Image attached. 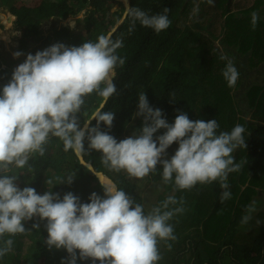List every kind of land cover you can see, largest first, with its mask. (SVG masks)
<instances>
[{
	"label": "trees",
	"instance_id": "1",
	"mask_svg": "<svg viewBox=\"0 0 264 264\" xmlns=\"http://www.w3.org/2000/svg\"><path fill=\"white\" fill-rule=\"evenodd\" d=\"M20 1L0 0V9L15 17L16 30L22 36L20 50L26 52L33 47L32 55L56 43L78 47L87 41L96 42L117 27L111 40L122 41L116 55L125 63L115 69L117 91L103 108L114 113L112 127L108 129L101 122L100 130L118 142L138 134L143 126V118L135 115L142 92L149 106L160 109L169 124L183 112L193 121L216 119L218 133L230 132L237 124L245 128L246 147L232 153L241 168L228 174L231 198L224 202L220 198L225 189L219 180L177 190L174 183H164L162 165L138 179L125 171H109L101 162L100 152L86 151L82 156L96 172L143 205L145 214L169 196L178 201L169 205V210L184 209L168 221L175 240L158 241L161 259L157 264H245L238 254L251 250L255 258L248 259L250 264H264V0H213L211 4L208 0H130L131 7L149 15L162 14L166 7L170 10L167 15L171 24L159 33L139 21L129 33L132 18L128 14L125 17L126 9L117 0H37L31 6ZM83 12L84 19L77 20L81 25L78 32L65 27L43 35L41 28L47 22L76 18ZM254 12L258 16L255 28L251 24ZM229 60L238 71L231 87L222 74ZM18 65L0 53V92ZM102 103L104 98L95 92L85 97L77 114L81 128ZM96 123L94 119L89 127ZM164 131L158 130L154 138ZM84 145L87 150V139ZM44 147V155L31 153L23 169L9 166V174L18 176L20 189L32 187L40 195L51 190L61 199L71 192L81 203H88L93 192L103 197L98 178L73 151H65L59 138L50 136ZM177 149L178 144L173 143L165 158L170 159ZM74 174L71 184L62 183ZM144 180L146 188L139 193ZM253 204L255 211L247 212V206ZM244 215L251 219L241 224ZM33 224H39V228H33ZM45 225L46 221L33 217L24 222L23 234L0 237V247L4 241L13 240L12 251L0 258V264H66L67 251L50 249L45 243ZM77 264L94 262L77 259Z\"/></svg>",
	"mask_w": 264,
	"mask_h": 264
},
{
	"label": "clouds",
	"instance_id": "2",
	"mask_svg": "<svg viewBox=\"0 0 264 264\" xmlns=\"http://www.w3.org/2000/svg\"><path fill=\"white\" fill-rule=\"evenodd\" d=\"M169 11L166 7L162 14L149 15L139 8L126 7L132 18L129 33L137 21L157 33L167 29L171 24ZM257 21L254 12L253 28ZM119 47L122 41L113 42L110 35H101L96 42L87 41L78 47L56 43L35 55L28 54L14 69L0 92V237L23 234L24 222L39 217L46 221L45 243L50 249H65L69 254L66 264H77V259H91L94 264H157L161 259L158 241L176 238L168 221L184 209L169 210V205L178 203L172 196L145 214L143 205L135 203L124 190L101 181L103 197L93 192L88 203H81L71 192L61 199L51 190L40 195L32 187L20 189L16 184L18 176L9 174V166L23 169L31 153L43 156L50 136L59 138L65 151L71 150L78 157L86 151L100 152L101 162L109 171H125L130 177L142 179L157 171L159 164L164 183H174L177 190L219 180L225 189L221 202L231 198L226 180L229 173L241 168L232 153L246 147L243 126L237 124L230 132L218 133L216 119L193 121L183 112L169 124L160 109L149 106L142 92L135 112L136 117L143 118L138 134L118 142L100 130L101 122L111 129L114 119V113L103 108L117 91L113 82L115 69L125 63L116 55ZM21 55L22 52L13 53L14 58ZM222 74L230 87L235 85L238 71L230 60ZM94 92L104 98V103L81 128L77 114L85 97ZM92 119L97 121L96 126L89 127ZM160 129L164 133L154 138ZM173 143L178 144V149L167 159V149ZM75 175L67 176L62 183L71 184ZM253 211L254 204L247 206V212ZM250 219V215H244L241 224ZM33 228H39V224H33ZM12 245V239L4 241L0 258L12 251Z\"/></svg>",
	"mask_w": 264,
	"mask_h": 264
},
{
	"label": "rangeland",
	"instance_id": "3",
	"mask_svg": "<svg viewBox=\"0 0 264 264\" xmlns=\"http://www.w3.org/2000/svg\"><path fill=\"white\" fill-rule=\"evenodd\" d=\"M37 0H21L19 3L22 5H34ZM118 2L122 3V0H117ZM117 8L115 6L113 8V11ZM76 17V18H68L66 20L62 21H49L46 24L42 26V33L44 36H48L49 34L53 33L55 29L59 30L65 27L70 28L74 33L81 30V25L77 22V20L84 19V14ZM73 26V27H72ZM5 37V39H4ZM21 33L16 30V19L14 16H12L8 10L6 9H0V53L4 56V58L8 62H14L17 64H21L26 59V56L28 54H31V50L33 47H30L28 51L22 52L20 50V39H21ZM2 38V39H1ZM15 52H22L23 55H21L18 58H14L13 53ZM146 188V180L141 182L139 185V193L144 192ZM238 256L239 259L242 260L245 264H250L249 260L250 258H255L254 252L251 251L239 253Z\"/></svg>",
	"mask_w": 264,
	"mask_h": 264
},
{
	"label": "water",
	"instance_id": "4",
	"mask_svg": "<svg viewBox=\"0 0 264 264\" xmlns=\"http://www.w3.org/2000/svg\"><path fill=\"white\" fill-rule=\"evenodd\" d=\"M122 3H123V6L125 7V9H126V7H131L130 6V0H127V3H125V0H122ZM127 16V12H126V14H125V17ZM124 17V18H125ZM121 24V23H120ZM117 28V27H116ZM116 28L113 30V32L111 33V34H109L110 35V38H111V36L113 35V33L116 31ZM94 119H92L91 121H90V123L93 121ZM90 123H89V125L88 126H90ZM79 159H80V162H81V164H83L84 166H86L97 178H98V180H99V182L101 181L102 183L105 181V180H108V181H110L112 184H115L110 178H108L107 176H105L103 173H98V172H96V170L94 169V167L92 166V165H89V164H87L86 162H85V160H84V158H83V156H80V157H78ZM101 184V183H100ZM104 184V183H103ZM115 186L117 187V185L115 184ZM118 188V187H117Z\"/></svg>",
	"mask_w": 264,
	"mask_h": 264
},
{
	"label": "bare ground",
	"instance_id": "5",
	"mask_svg": "<svg viewBox=\"0 0 264 264\" xmlns=\"http://www.w3.org/2000/svg\"><path fill=\"white\" fill-rule=\"evenodd\" d=\"M2 39V38H1ZM4 39H5V37H4ZM105 185H107V184H112L110 181H108V180H105L104 182H103Z\"/></svg>",
	"mask_w": 264,
	"mask_h": 264
}]
</instances>
